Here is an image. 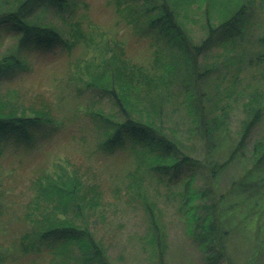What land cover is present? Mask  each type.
Here are the masks:
<instances>
[{"label": "trees", "instance_id": "obj_1", "mask_svg": "<svg viewBox=\"0 0 264 264\" xmlns=\"http://www.w3.org/2000/svg\"><path fill=\"white\" fill-rule=\"evenodd\" d=\"M69 1L0 0V153L6 143L30 148L36 133L46 134L49 125L68 120V115H53L52 101L40 95L35 101L31 98L37 94H25L15 85L3 86L29 69V49L49 48L57 43L69 49L79 38L93 44L78 22L66 20L64 10ZM254 2L115 0L126 21L138 31L152 32L162 45L154 49V57L146 65L131 62L119 42L105 43L97 48L103 56L98 63L85 60L70 76L78 93L96 88L110 99L107 108L96 105L94 100L77 101L75 110L90 120L94 150L111 152L124 145L130 149L133 167L119 177L111 190L120 202L123 191L142 206L147 221L144 234L155 264H164L167 249L158 201L161 194L175 195L176 211L185 222L186 232L204 252L207 264L221 258L228 260L225 242L239 224L247 223L249 216L245 200L252 198V204L253 196H260L253 189L258 190L264 180V136L252 149L253 168L244 165L242 150L262 117L264 101L259 94L246 99L243 105L247 106V116L234 137L224 108L225 96L239 92V75L229 79L228 67L241 69L244 62L250 65L253 57L264 59V32L255 41L244 34ZM50 9L68 24L66 30L45 17L44 11ZM196 24L203 30L199 38L193 32ZM64 32L73 40L68 42ZM4 37L13 40L6 45ZM218 43L223 50L212 58V45ZM261 77L264 79V73ZM176 94L181 96L177 101L180 106H167L174 102ZM57 98L60 100L61 94ZM177 112L184 121L182 127L175 119ZM81 137L87 140L86 135ZM195 140L201 143L202 159L191 153ZM238 156L243 164L241 173L218 192L219 175ZM54 164L52 171L42 169L32 180L34 194L26 206L23 232L6 243L0 239V264L8 256L31 253L45 257L32 264H114L107 243L90 227L96 217L106 220L105 210L111 204L99 174L67 157H60ZM181 169L192 172L179 182ZM196 173L202 184L195 187ZM171 182L175 190H171ZM2 198L0 187V211ZM258 209L250 210L255 212L253 218L259 222V230L264 228V208ZM5 227L0 224V230Z\"/></svg>", "mask_w": 264, "mask_h": 264}, {"label": "rangeland", "instance_id": "obj_2", "mask_svg": "<svg viewBox=\"0 0 264 264\" xmlns=\"http://www.w3.org/2000/svg\"><path fill=\"white\" fill-rule=\"evenodd\" d=\"M69 3L64 10V15H68L66 20L78 22L84 32L94 40L93 44L79 38L69 49L61 43L49 48L29 49L26 51L29 69L19 73L3 86L15 85L22 88L25 94H37L31 98L35 101L39 100L40 95L47 101H52L54 106H51V110L55 117L68 115L70 118L68 117L66 122L57 120L55 125H49L45 129L49 130L46 134L36 133L30 148L14 147L12 143L2 145L4 149L0 153V187L3 191V209L0 211V224L3 223L6 227L0 230V239L6 243L25 229L27 219L24 213L34 194L32 180L35 175L42 169L52 171L54 162L60 157H67L83 169L92 168L96 174H99L102 188L105 192L107 191L106 199L111 204L105 210L106 220L96 217L91 221L90 227L95 236L107 243L108 252L114 264H155L146 241L147 236L144 234L147 221L142 206L138 201L130 200L123 191L120 194L122 198L120 202L111 190L114 183L118 184L119 177L133 167L130 149L124 145L111 152L94 150L90 120L82 111L75 110L77 101L89 103L94 100L96 105L107 108L111 105L110 99L96 88H87L82 93H78L75 90L74 81L71 80L73 77L70 76L79 70L80 64L85 60L98 63L103 56L99 55L97 48L105 43L119 42L125 56L131 62L146 65L153 59L154 49L160 47L162 43L156 41L152 32L138 31L130 21H126V18L118 11L115 0H70ZM250 9V24L244 34L245 37L255 41L254 39L264 32V2L255 0ZM44 14L46 18L53 19L61 25V29H67L68 24H65L52 9L44 11ZM2 32L5 33L6 30ZM193 32L196 38H199L203 30H200L196 24ZM63 36L68 42L73 40L67 32H64ZM4 40L7 45L13 39L4 37ZM222 50L221 44L212 45L210 54H215L210 57L213 58ZM228 70L229 79L234 78L235 75H239L240 78L237 84L239 92L227 94L224 103L228 113L226 118L228 128L234 137L239 133L242 119L247 116V106L243 105L246 99L259 94V98L261 96L264 101V79H261L264 73V59L253 57L250 65L244 62L241 69L229 66ZM58 94H61L60 100L57 98ZM180 98L181 96L176 94L174 102L167 106H180L177 103ZM26 102L30 101L26 100ZM174 114L175 119L182 123V127L184 121H181L180 114L178 112ZM81 135H86L87 140L84 141ZM263 136L264 110L261 119L253 126L244 144L242 150L244 165L253 168L252 149ZM191 153L196 158L202 159L200 141L195 140ZM239 157L232 160L219 175L216 183L218 192L241 173L243 164ZM257 171L258 169L254 172L255 176ZM190 172H192L190 169H181L177 177L178 181L181 182L188 177ZM262 174L264 175V169ZM261 182L262 186L258 190L253 189V192L260 193V196L254 195L252 204V198L245 200V212L249 211L247 223L243 226L242 223L239 224L237 227L242 226V228L233 231L225 242L228 260L221 258L213 264H264V228L258 230L259 222H255L253 218L257 206L260 210L261 206L264 208V180ZM201 184L202 179L196 173L193 186ZM171 186V190H175L172 182ZM158 201L162 207L161 217L165 222L167 235L164 264H207L204 252L186 232L185 222L176 211L175 195L166 197L165 194H161ZM255 201H257L256 207ZM43 258L45 257L42 253H31L24 257L17 256V258L8 256L1 264H32L33 260L40 261Z\"/></svg>", "mask_w": 264, "mask_h": 264}]
</instances>
